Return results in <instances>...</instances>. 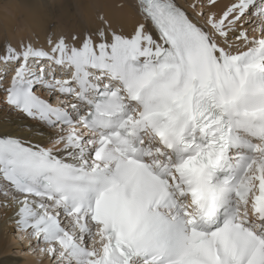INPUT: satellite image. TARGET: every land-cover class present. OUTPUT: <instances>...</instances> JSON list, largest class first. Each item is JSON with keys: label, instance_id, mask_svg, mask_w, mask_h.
<instances>
[{"label": "snow or ice", "instance_id": "obj_1", "mask_svg": "<svg viewBox=\"0 0 264 264\" xmlns=\"http://www.w3.org/2000/svg\"><path fill=\"white\" fill-rule=\"evenodd\" d=\"M117 6L134 15L0 45V208L16 251L264 264V0L219 13L206 0L194 16L176 0Z\"/></svg>", "mask_w": 264, "mask_h": 264}, {"label": "bare ground", "instance_id": "obj_2", "mask_svg": "<svg viewBox=\"0 0 264 264\" xmlns=\"http://www.w3.org/2000/svg\"><path fill=\"white\" fill-rule=\"evenodd\" d=\"M62 1H64L63 6L60 9L54 8L53 11L49 9L52 4L51 0H19L16 9H13V7L11 9L5 7L0 8L5 10V12L0 15V18L3 19L1 20L0 28L5 36L4 39H11L15 44L20 36L31 35L29 31L32 30L33 33L39 34L40 43H43V36L48 33L49 29V27L47 28V24H54L56 26L57 23H55V21L59 18H61L62 25L60 27L56 26L57 31H59L56 32L55 30L57 35L61 33L71 34L81 31L84 28L93 27L96 24V14L99 11L104 12L109 19L113 20L114 25L118 20L130 19L134 15L130 8L121 9L117 6L120 3H127L128 0ZM176 2L182 6L190 16H194L193 10L189 7V5L195 3L194 0H190L188 4L185 3L184 0H176ZM229 2L230 0H224L218 3L219 6L216 8V11L218 13L222 12ZM2 43H0V45H2ZM3 199V196L0 195V202H3ZM11 215L12 213L9 212L8 216L10 217ZM0 221V227L7 226L8 229L14 231L10 221L7 225L5 224L4 210L2 208H0ZM18 253H20V251ZM39 257L43 256L40 255ZM30 261L31 264H35L33 259Z\"/></svg>", "mask_w": 264, "mask_h": 264}, {"label": "rangeland", "instance_id": "obj_3", "mask_svg": "<svg viewBox=\"0 0 264 264\" xmlns=\"http://www.w3.org/2000/svg\"><path fill=\"white\" fill-rule=\"evenodd\" d=\"M51 1H52V4L50 5L49 9L52 11L54 10V8L60 9L64 3V1L62 0H51ZM194 1L195 3H198V2L206 3V0H194ZM223 1L224 0H218V3L223 2ZM184 2L188 4L190 0H184ZM18 3H19V0H0V8L5 7L7 9H11L13 7V9H16V6H18ZM3 12H5V10L0 9V15ZM1 20L3 19L0 18V26H1ZM55 23H57L56 26L60 27L62 25L61 18L57 19ZM49 25L51 24H47V28L49 27ZM56 26H55V30L56 32H59L57 31ZM49 31H50V28L48 29V32ZM32 33L33 31L30 30L29 34H32ZM47 34L48 33H46V35L43 36V39H45ZM4 37L5 36L0 28V43L3 42ZM0 235H1L0 264H5V262H7V264H31L30 260L32 259L35 262V264H51V261L47 256L39 257L40 255L38 253L29 254V253L22 252V251L18 253L19 251H16V249L20 246L17 245L18 242L15 239L14 231H12L11 229H8L7 226L0 227Z\"/></svg>", "mask_w": 264, "mask_h": 264}]
</instances>
